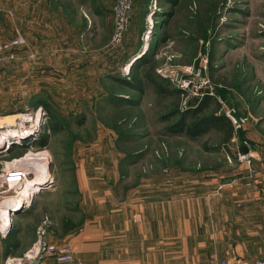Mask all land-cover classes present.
I'll return each instance as SVG.
<instances>
[{"label": "rangeland", "instance_id": "1", "mask_svg": "<svg viewBox=\"0 0 264 264\" xmlns=\"http://www.w3.org/2000/svg\"><path fill=\"white\" fill-rule=\"evenodd\" d=\"M170 8L171 4L165 0H140L136 4L134 24L125 41L117 47L109 46L116 50L112 67L107 64L101 70H90V76L96 77L90 86H73L79 93L82 90L85 95H78L84 98L67 99L69 85L42 86V93L28 97L23 84L9 83L5 74L0 78V210L5 197L15 196L24 183L8 186L5 178L21 168L27 171L28 179L48 171L50 178L39 190L62 192L58 197H48L46 204H50V209L45 213L48 216L36 230L30 251L39 240L40 231H45L43 238L47 240L54 217L60 218L63 213L74 219L81 215L82 210L77 208L82 193L76 191L75 176L85 167L82 157L90 158L93 187L108 189L103 181L111 176L117 181L112 188L116 192L124 189L121 184L130 172L138 176L131 178L132 183L154 171L167 174L178 167L172 164L179 158L220 164L224 142L218 132L210 131L195 140L167 133L168 126L178 120L174 114L177 110L194 108L205 97L214 99L212 103L218 105L219 115L227 117L228 110H236L237 117L246 119L243 129L234 132L233 137L245 145L247 152L234 146L235 153H228L226 160L232 163L233 158L238 159V152L249 151L252 160L263 157L264 0H177L173 13H169ZM140 58L150 59L147 69L152 67L170 88H177L175 82L179 79L191 84L209 80V85L203 87L201 97L189 93L187 99L181 96L176 100L157 95L153 88L140 95L109 79L102 80L107 74L129 82L132 66L129 64ZM40 99L48 104V109L37 106ZM211 113L215 112L206 114ZM12 115L18 118L8 127L6 118ZM252 127L253 140L243 136ZM129 159L135 163L129 165ZM238 161L248 166L244 180L252 185V162L249 165ZM112 199L118 202V197ZM21 208L12 215L17 217L23 211ZM0 223L5 226L9 221Z\"/></svg>", "mask_w": 264, "mask_h": 264}, {"label": "crops", "instance_id": "2", "mask_svg": "<svg viewBox=\"0 0 264 264\" xmlns=\"http://www.w3.org/2000/svg\"><path fill=\"white\" fill-rule=\"evenodd\" d=\"M112 8V0H0V43L18 37L26 41L16 61L0 66L5 68L0 78L5 74L9 83L23 84L28 97L49 85H69L67 99L85 95L73 86H90L96 78L90 70L112 67ZM253 129L243 136L253 140ZM234 139L222 143L220 164L179 158L172 164L178 167L167 174L154 171L132 183L137 173L130 172L119 192L112 190L117 181L111 176L103 181L108 189L94 188L90 158L82 157L85 167L75 176L81 215L54 217L47 241L71 248L81 264L264 260V154L253 158L254 182L248 185V166L225 158L235 153L234 146L247 152ZM53 190H39L22 213L11 215L5 226L0 223V264H58L51 256L26 257L49 212L48 197L62 193ZM16 240L17 247H8Z\"/></svg>", "mask_w": 264, "mask_h": 264}, {"label": "trees", "instance_id": "3", "mask_svg": "<svg viewBox=\"0 0 264 264\" xmlns=\"http://www.w3.org/2000/svg\"><path fill=\"white\" fill-rule=\"evenodd\" d=\"M134 0V16L132 20V24H134L135 19V2ZM140 0H138L139 2ZM171 4V8L169 13H173L172 9L175 7L177 0H165ZM138 2L136 4H138ZM171 17V14L168 15ZM132 24L130 27H132ZM127 34V33H126ZM126 37V35H125ZM125 41V40H124ZM138 46V45H137ZM112 53H115L116 50L111 49ZM210 55V62H212ZM116 57V55H113ZM150 59L148 58H140L137 59L130 68V81L126 82L125 79H120L118 77H111L107 74L102 76V80L109 79L112 82L119 83L123 86H126L130 90H134L142 95L147 88H153L154 92L159 96H165L170 98H175L176 100H180L182 96V91L177 88H170L165 84L161 79H159L155 73L153 72L152 67L147 69V65L149 64ZM146 69V72L143 71ZM212 97H205L196 107L188 109L186 111L177 110L175 115H178V120L169 125L167 128V133L171 135H185L189 139L195 140L198 139L210 131L218 132L221 135V141L226 142L230 140L234 134V129L232 122L223 115L218 114V105H213ZM38 107L48 109V104L44 100H39L37 103ZM179 109V108H178ZM215 110V111H214ZM208 111H213L215 113L206 114ZM173 114V115H174ZM220 146V145H219ZM217 146V147H219ZM9 237V236H8ZM8 240V238H6ZM18 241L14 243L8 242V247H17Z\"/></svg>", "mask_w": 264, "mask_h": 264}, {"label": "built area", "instance_id": "4", "mask_svg": "<svg viewBox=\"0 0 264 264\" xmlns=\"http://www.w3.org/2000/svg\"><path fill=\"white\" fill-rule=\"evenodd\" d=\"M134 0H116L114 5V31L110 41L111 47H117L119 44L123 42L125 39V35L129 30L133 16H134ZM26 44V41L22 37H18L14 40L4 41L0 43V66L6 65L10 62L15 61L18 56V49ZM186 79H179L175 82L177 85V89H180L182 93V97L188 98V94L191 95H198V97L203 94L201 91L203 87L209 85V80L203 82L193 83ZM194 90V91H193ZM227 118L230 119L232 122L234 132L237 133L238 131L242 130L246 119L241 117H237L236 110H228L227 111ZM248 148L250 149L249 144ZM228 159L231 160L230 156L228 155ZM238 159L243 162H247V164H251L252 162V153L249 151L248 153H239L238 152ZM17 170V169H16ZM19 174L17 177L19 178L17 181L21 184L22 180H25L28 176L27 171L24 169H19L18 173H9L7 175ZM16 176H8L5 178V183L10 186L12 183L10 182V178ZM22 179V180H21ZM8 181V182H7ZM45 231L42 230L39 232V240L33 247V250L27 254L26 257L28 259L31 258H43L45 256H51L56 259L58 264H81L75 257L74 253L71 248L64 246V245H55L49 243L45 238H43ZM210 264H264V260H256L253 262H241V261H231V260H213Z\"/></svg>", "mask_w": 264, "mask_h": 264}, {"label": "bare ground", "instance_id": "5", "mask_svg": "<svg viewBox=\"0 0 264 264\" xmlns=\"http://www.w3.org/2000/svg\"><path fill=\"white\" fill-rule=\"evenodd\" d=\"M40 117V116H39ZM15 118H18V116H8L7 122H9V124H7V126H11V122L15 120ZM39 121V118H38ZM29 133V132H28ZM14 135V134H13ZM26 135V134H24ZM24 137V136H23ZM19 138H22V136H19ZM1 141V140H0ZM20 143V142H19ZM10 146V143L9 145ZM32 160V158H31ZM14 172V171H13ZM11 172V173H13ZM16 172V171H15ZM19 172V170L17 171V173ZM17 175L19 174H13V175H8L10 176H16V177H12L10 178V182L8 183H14V184H20L18 183V177ZM7 176V177H8ZM49 173L48 171L42 173V174H37V176L33 179H28L26 178L25 180H22L21 183H23L21 185V187L19 188V190L16 192L15 196H8L5 197V201H3L4 203L1 205V210H0V222H8L10 220V217L12 215V212H14L15 210H17L18 208H21L20 206H24L25 204H28L30 202V196L33 192L39 190V188H41L42 186H44L49 180ZM7 225V223H4Z\"/></svg>", "mask_w": 264, "mask_h": 264}]
</instances>
